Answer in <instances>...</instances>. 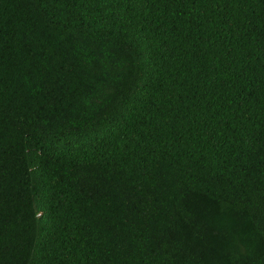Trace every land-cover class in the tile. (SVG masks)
Listing matches in <instances>:
<instances>
[{
  "label": "trees",
  "instance_id": "16d2710c",
  "mask_svg": "<svg viewBox=\"0 0 264 264\" xmlns=\"http://www.w3.org/2000/svg\"><path fill=\"white\" fill-rule=\"evenodd\" d=\"M0 264H264V0H0Z\"/></svg>",
  "mask_w": 264,
  "mask_h": 264
}]
</instances>
